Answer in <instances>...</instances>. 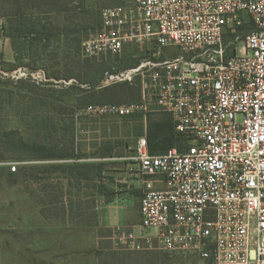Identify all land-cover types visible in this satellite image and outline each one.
I'll return each mask as SVG.
<instances>
[{"label":"built area","instance_id":"1","mask_svg":"<svg viewBox=\"0 0 264 264\" xmlns=\"http://www.w3.org/2000/svg\"><path fill=\"white\" fill-rule=\"evenodd\" d=\"M130 46L148 56L101 84L139 79L141 101L86 112L144 123L122 157L142 178L141 226L167 253L199 264H264V0H127L103 8L81 53L102 58ZM19 75L47 80L43 71ZM151 113L171 116L182 147L151 152Z\"/></svg>","mask_w":264,"mask_h":264},{"label":"rangeland","instance_id":"2","mask_svg":"<svg viewBox=\"0 0 264 264\" xmlns=\"http://www.w3.org/2000/svg\"><path fill=\"white\" fill-rule=\"evenodd\" d=\"M125 1L76 0L72 4L80 8L59 15L27 10L22 24L36 22L42 30L44 24L71 23L73 29L82 28V36L85 28L97 25L103 8ZM7 4L0 0V16ZM41 8L47 7L42 5L37 11ZM6 20L0 17V264H199L195 256L167 253L154 232L141 226L142 189L130 181L139 175L130 164L116 171L120 165L115 157L123 152L124 157L125 144L143 133V121L82 110L73 113L74 89L70 88L79 85L82 76L74 64L87 58L81 51L76 54L64 35L52 37L49 46L44 45L41 32L23 31L12 39L3 28ZM237 49H242L241 42ZM126 51L118 56L121 61L112 57L105 62L114 69L123 67L131 53ZM132 52L134 59L148 56L139 48ZM175 54L176 50L167 51V55ZM20 69L43 71L47 80L20 76ZM70 69L75 73L72 78L67 77ZM73 119L77 151L83 154L79 162H105L102 179L76 178L69 170L75 160L34 157L27 149L10 144L6 135L17 130L29 142L62 147L71 138L65 126ZM87 129L91 131L84 132ZM104 142H111L113 156L101 157ZM14 165L16 174L9 176ZM100 186L106 193H99ZM130 234L134 237L129 238ZM133 242L140 248H134Z\"/></svg>","mask_w":264,"mask_h":264},{"label":"trees","instance_id":"3","mask_svg":"<svg viewBox=\"0 0 264 264\" xmlns=\"http://www.w3.org/2000/svg\"><path fill=\"white\" fill-rule=\"evenodd\" d=\"M7 2L8 7L3 14V17H6V23L3 24V28L8 32V36L12 39L16 37V35L22 33L23 31L27 32L28 34H37L41 32V37L44 45L49 46L51 45L52 37L60 39L62 35H64V41L69 45L71 49H73L76 54L81 51L83 39L92 31L98 28L101 24V14L99 22L96 26L85 28V32L81 36L82 28H74L73 24H68L62 26L61 24H50L44 26L41 29H38V23H29L25 27L22 24L23 15L27 13V10H35V12L42 14V13H57V15L61 14L62 12L69 11L71 9H78L81 6L77 4H72L76 0H2ZM126 2V1H125ZM124 2V3H125ZM122 3V4H124ZM45 5L47 8H41L42 10L37 11L39 7ZM103 10V9H102ZM36 13V15H37ZM102 13V11H101ZM0 16V17H2ZM40 24V23H39ZM84 29V28H83ZM76 33H78L76 35ZM74 34L70 38V36ZM234 38L233 34L228 33L225 37L226 44L232 41ZM15 45V44H14ZM134 48L138 49L137 46H130L125 48L124 53H126L127 49L131 50L130 55L133 53ZM235 52V44L229 45L228 47V54H233ZM82 54V53H81ZM129 54V53H128ZM123 55V54H122ZM121 55V56H122ZM128 56L124 60L122 64L123 67H118V70L125 69L128 67L138 65L142 58L134 59L132 56ZM118 56L120 55H109L107 57L102 58H89L86 57V61L79 60L74 64V68L77 69L78 67L81 70L80 81L79 85H72L70 89H74V101H75V108H73V113L82 110L86 111V108L89 106H98V105H105V104H130L133 102H139L142 99V89H141V82L139 79H136L133 82H117L110 85L103 86L101 84L102 80L106 76L108 71L115 70L114 66H109L105 61L112 57H117L116 59L119 60ZM120 56V57H121ZM17 59V58H16ZM123 59V58H122ZM0 60L3 61L2 52H0ZM98 60H103V62H98ZM111 60V59H110ZM90 61L94 62L92 64ZM121 61V59L119 60ZM70 74L67 76L72 78L75 76L74 69H70ZM83 84H86L83 87ZM123 120H129L127 118ZM140 120V119H135ZM73 121L65 126L71 131V138L68 140L69 143H66L60 147L59 145H49V144H40L29 142L23 138L22 135L19 134V131L12 130L7 132V138L9 143L22 148L27 149L30 151L32 156L37 158H46V159H73L75 160L72 164L69 165L70 173L76 178H86L87 180H94L96 178L102 179V172L104 171L105 162H79V160L83 157V154L77 151L76 147V139H75V124ZM48 125V124H46ZM53 127L55 125L53 124ZM57 130V128L55 129ZM172 130V131H171ZM147 131H148V139L150 144V150L153 153H162L173 147L174 145L178 144L181 147L185 143L184 139H179L176 137L174 126L172 123H164L159 121L158 119H153L150 114L148 116V123H147ZM144 132V126H143ZM143 134V133H142ZM141 134V135H142ZM106 144V150L101 154V157L105 158L108 156H113L114 154L110 151L111 142H104ZM107 144L109 146H107ZM128 143L125 144V146ZM68 145L69 147H64ZM112 149V146H111ZM122 152H119V154ZM124 153V152H123ZM123 153L121 155H123ZM0 158H2L0 156ZM24 159V158H20ZM64 168V167H63ZM18 169V168H17ZM65 169V168H64ZM17 171V170H15ZM15 171L9 170V176H13L16 174ZM99 193L103 194L105 192L104 186H100L98 188Z\"/></svg>","mask_w":264,"mask_h":264},{"label":"crops","instance_id":"4","mask_svg":"<svg viewBox=\"0 0 264 264\" xmlns=\"http://www.w3.org/2000/svg\"><path fill=\"white\" fill-rule=\"evenodd\" d=\"M149 116V115H148ZM150 116L153 118V119H158L159 121H161V122H164V123H172V120H171V116L169 115V114H167V113H151L150 114ZM147 123H148V119H147ZM172 125H173V123H172ZM91 130L90 129H87L86 131L84 130V132H87V133H89ZM172 131V130H171ZM125 153H126V151H125ZM106 158V157H105ZM115 158H117V161H118V165H120V168L119 167H117V166H115L116 167V171H120V169H121V167L123 166V168L125 167H127V165H128V162L126 161V160H124V159H122V155H120V156H117V157H115ZM128 179V178H127ZM131 180V182H138V185H139V187H141V189H142V186H143V182H142V178L139 176H137V177H135V178H130ZM162 184H161V182H156V186H158V187H160ZM141 192H142V190L140 191V195H141ZM141 217V216H140ZM114 249H116L115 247H113Z\"/></svg>","mask_w":264,"mask_h":264}]
</instances>
